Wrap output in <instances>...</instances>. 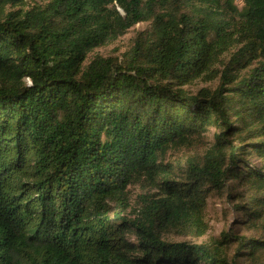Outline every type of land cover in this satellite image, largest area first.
<instances>
[{
  "label": "trees",
  "instance_id": "obj_1",
  "mask_svg": "<svg viewBox=\"0 0 264 264\" xmlns=\"http://www.w3.org/2000/svg\"><path fill=\"white\" fill-rule=\"evenodd\" d=\"M27 1L0 0V264H264V236L172 240L211 194L264 228V0Z\"/></svg>",
  "mask_w": 264,
  "mask_h": 264
},
{
  "label": "rangeland",
  "instance_id": "obj_2",
  "mask_svg": "<svg viewBox=\"0 0 264 264\" xmlns=\"http://www.w3.org/2000/svg\"><path fill=\"white\" fill-rule=\"evenodd\" d=\"M48 0H29L25 4V6H19L15 9H31L32 7L36 5H44ZM239 6L240 3L236 2ZM149 26L148 23H140L131 28L124 36L120 37L115 42L99 47L95 49L92 53L89 54V59L94 57L95 55H100L103 57L107 56H118L121 55V53L125 52L130 44L132 38L140 32L145 30ZM218 84V80H211V81H204L202 79L196 80L192 82L189 85H186L184 87L187 92L194 95L201 89H210L213 90L216 88ZM215 133V130L213 128H209L205 132L204 136V142L202 147H197L196 151H202V149L207 148L210 143L212 142L213 134ZM189 153L188 151H180L176 152L174 155V158H183V155H186ZM192 153V152H190ZM248 160L253 165H259V159L255 155H251L248 157ZM132 198L131 201L134 203L136 196L141 192V189L139 186H132L131 188ZM231 190H234L238 193H243V187L242 186H235L232 185L230 187ZM231 205H233V200L229 201L226 199V197H220L216 194H211L205 199V205H204V216L205 220L208 223V230L206 234L200 238H190V239H180V238H172L173 241H187L190 243H207L210 240L217 238L221 232H229L231 231L233 234L238 236H246V237H253L258 238L264 236V228H248L246 225L238 224L235 221V213L231 209Z\"/></svg>",
  "mask_w": 264,
  "mask_h": 264
}]
</instances>
